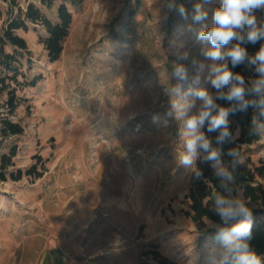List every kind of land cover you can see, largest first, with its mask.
I'll use <instances>...</instances> for the list:
<instances>
[{
  "label": "rangeland",
  "instance_id": "374dc122",
  "mask_svg": "<svg viewBox=\"0 0 264 264\" xmlns=\"http://www.w3.org/2000/svg\"><path fill=\"white\" fill-rule=\"evenodd\" d=\"M62 1L73 20L58 59L48 57L42 25L17 31L31 51L19 52L22 70L27 78H43L18 88L27 100L10 117L24 132L4 140L1 151L18 145L10 170L27 169L42 156L45 173L0 180V264H37L45 254L67 264H162L154 251L176 264H209L221 245L186 214L192 173L176 160L179 123L170 119L164 127L152 120L163 118L169 106L164 86L170 87L177 59L170 42L189 50L181 63L191 77L192 59L204 60L196 40L202 25L187 31L191 21L168 12L162 0H84L79 6L56 0L44 12L56 20ZM19 2L26 7V0ZM175 2L191 14L198 0ZM219 4L205 5V24L211 25ZM10 8L0 0V31ZM199 86L211 88L203 76ZM5 111L0 107V115ZM249 147L254 163L263 164L264 140ZM258 184L264 189V177ZM238 188L251 208L264 209V199L250 202Z\"/></svg>",
  "mask_w": 264,
  "mask_h": 264
},
{
  "label": "clouds",
  "instance_id": "9594fccd",
  "mask_svg": "<svg viewBox=\"0 0 264 264\" xmlns=\"http://www.w3.org/2000/svg\"><path fill=\"white\" fill-rule=\"evenodd\" d=\"M211 2L198 0L189 14L183 4L162 0V7L168 12L175 11L185 22L191 21L186 23L187 31H193L194 24L202 25L196 40L202 45L200 55L204 60L192 59L195 74L190 77L188 67L181 63L189 60V50L182 42H170V48L176 49L177 59L172 63L170 87L164 86L169 106L163 118L156 114L152 120L164 127L170 119L177 121L179 144L182 143V150L176 153L177 163L196 179L203 178L206 184H211L197 166V161L208 163L219 182L217 190L211 193V200L212 210L220 222L208 220L207 226L214 231L212 239L221 248L210 254L209 264H264V256L250 245L253 210L236 187L234 168L240 154L236 147L227 152L223 150V145L234 144L240 135L239 128L231 129L230 116L246 113L250 108L253 114L249 135L264 140V0H220L209 26L204 23L208 19L205 5ZM257 13L261 15L258 17ZM257 43H260L259 49L250 55L245 45ZM241 65L254 71L256 76L246 79L232 70ZM202 76L214 92L199 86ZM171 79L177 83L171 84ZM218 100L226 101L228 106L218 104ZM205 127L208 133H218L215 146L206 135ZM225 155L231 158L230 163L224 162Z\"/></svg>",
  "mask_w": 264,
  "mask_h": 264
},
{
  "label": "trees",
  "instance_id": "16d2710c",
  "mask_svg": "<svg viewBox=\"0 0 264 264\" xmlns=\"http://www.w3.org/2000/svg\"><path fill=\"white\" fill-rule=\"evenodd\" d=\"M10 2L11 17L0 31V68L3 74L0 75V107H4L6 115H0V180L18 181L24 176L40 178L45 173L44 159L40 155H35L36 162L27 169L16 168L10 170V167L15 166L14 158L18 153V145L11 144L7 151H1L3 141L13 135H19L24 132V126L16 120H13L10 115L14 114L19 105L27 99L20 96L18 88L35 87L42 80L43 74L38 73L33 77L27 78V75L22 70V63L19 52H28V42L24 36L19 34V29L28 30L30 24L42 25L47 34L41 37L45 49L48 52V57L51 61H55L60 57L64 50V42L69 34V29L73 20V13L68 4L62 1L57 7V19L49 17L43 10L46 6L51 8L56 0H26V7L21 6L19 0H5ZM84 0H70L73 6H79ZM261 15V14H260ZM8 46L13 47V50H8ZM248 53L254 54L260 47V43L256 45H245ZM30 60V57L28 58ZM231 67V65H229ZM234 72L242 74L246 79L255 77L256 73L248 69L245 65L238 66L232 69ZM22 76V79L19 77ZM209 91L214 89L210 88ZM6 94L7 98L3 102L2 96ZM218 104L227 107L226 101H217ZM253 110L250 108L246 113H236L230 116V127L233 131L240 129L238 140L233 144L223 145L224 152L228 149L236 147L240 154V159L235 165L234 176L236 178V187L242 186L244 193L250 202H258L264 199V189L258 184V177H264V163L256 165L252 159L249 145L257 142L260 138L249 135L251 117ZM206 135L212 139L215 146V137L218 133H208L205 127ZM225 163H230L231 158L225 155L223 157ZM41 165V168L39 167ZM197 166L202 170L203 177L207 178L211 184H206L202 179H196L193 174L190 177V187L187 197L190 200V208L186 211L188 217L192 219L198 230L205 235L214 236V231L207 226V220L220 222V218L212 210L211 193L217 190L218 180L214 177L213 171L208 163L197 161ZM254 222L252 226L251 247L260 255H264V220L259 216L264 215V209L252 208ZM157 246V245H154ZM154 257L162 264H176L166 257H162L159 251H154ZM142 264H154L144 260Z\"/></svg>",
  "mask_w": 264,
  "mask_h": 264
},
{
  "label": "crops",
  "instance_id": "0c3cea01",
  "mask_svg": "<svg viewBox=\"0 0 264 264\" xmlns=\"http://www.w3.org/2000/svg\"><path fill=\"white\" fill-rule=\"evenodd\" d=\"M50 255L45 254L42 256L37 264H67L64 259H58L56 255L50 259Z\"/></svg>",
  "mask_w": 264,
  "mask_h": 264
}]
</instances>
